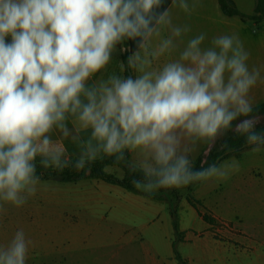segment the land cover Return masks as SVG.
Listing matches in <instances>:
<instances>
[{
	"label": "clouds",
	"instance_id": "clouds-1",
	"mask_svg": "<svg viewBox=\"0 0 264 264\" xmlns=\"http://www.w3.org/2000/svg\"><path fill=\"white\" fill-rule=\"evenodd\" d=\"M163 3L0 0V202L20 207L35 195L37 157L46 169L83 170L102 154L122 160L125 150L139 152L134 166L143 180L135 186L151 193L227 179L234 161L194 171L190 156L201 143L210 150L229 129L260 150L264 133L255 130L259 121L250 115L249 93L264 81V66L249 68L250 53L235 33L213 37L206 48V34L200 33L178 58L154 66L191 31L187 23L174 24ZM200 4L172 0L189 16ZM126 39L136 43L127 67L139 75L112 74L89 86ZM54 131L61 139L52 138ZM68 138L80 148L74 163L62 143ZM30 244L17 230L0 245V264H26Z\"/></svg>",
	"mask_w": 264,
	"mask_h": 264
},
{
	"label": "crops",
	"instance_id": "crops-1",
	"mask_svg": "<svg viewBox=\"0 0 264 264\" xmlns=\"http://www.w3.org/2000/svg\"><path fill=\"white\" fill-rule=\"evenodd\" d=\"M233 1L240 11L247 14L254 13V0ZM164 8L171 10L174 24L187 23L191 26V31L182 37V43L178 41L179 47L176 52L162 56L154 66L160 67L169 60L178 58L179 52L186 46L188 40L200 33L206 34L202 44L205 48L211 46L213 37L238 34L245 49L250 53L247 61L249 68L264 66V25L262 23L223 14L218 0H201L200 6L190 16L178 7H173L172 0H167ZM162 35L166 37L167 30H164ZM6 40L10 41L11 37H6ZM124 41L117 45L108 66L88 81L89 86L106 80L112 74L122 78L127 77L123 61L125 52H121L120 49H129L130 55L136 50V43L126 39L125 45ZM131 72L134 78L139 75L133 70ZM261 75L264 76V71ZM249 95L253 106L263 101L264 81L258 82ZM68 127L73 130V133L75 132L71 119ZM90 132V129L82 131L81 138L87 139ZM52 138L61 139L59 131H54ZM62 143L67 150L68 158L79 157L80 148L72 142L71 138L63 139ZM127 151L130 154L128 165L134 167L141 154ZM37 159L40 160V157ZM80 172L82 177L76 182L61 181L58 177L40 179L35 195L29 197L20 207L0 202L2 205L0 207V245H6L14 233L22 229L26 239L31 241L26 264H178L172 246L171 217L168 207L164 206L165 200L162 204L160 199L146 198L143 195L144 197L140 196L139 200L132 204L133 208L118 202L110 208L104 207L102 203L105 201L102 200L103 202H96L98 209H109L108 213H113L112 217L102 214L101 211L92 219L86 218L84 213L78 214L77 217L75 215V208H77L75 185L81 183L79 185L86 186L84 180H90V177L92 180L96 179L87 167ZM66 191H71V194L61 196V192L65 194ZM231 202L230 200L228 204L225 203L226 208L232 205ZM204 204L202 207L210 210L213 215L230 220L226 212L224 213V209H219L217 211L219 213L215 214L211 204L206 202ZM79 205L84 209L87 202H79ZM262 205L264 207V202ZM178 206V214L181 216L179 229L184 232L183 239L178 243V249L187 264H226L233 257L232 251L236 253L235 261H238V264H264V220L257 219L255 232L245 229V224L241 221L237 226L233 223L232 229H219L213 224L219 217L210 223L189 204V217L194 219L196 215L200 223L195 219L194 226H187L182 221L183 214H187L186 211L182 213V210L186 207L181 200ZM118 210H132L136 216H143V211L151 212L153 215L147 216L138 226L127 227L121 224L116 214ZM238 229L239 232H237ZM182 246L186 248L185 251L181 250ZM239 254L246 259L243 260ZM30 259L34 261L30 262Z\"/></svg>",
	"mask_w": 264,
	"mask_h": 264
},
{
	"label": "rangeland",
	"instance_id": "rangeland-1",
	"mask_svg": "<svg viewBox=\"0 0 264 264\" xmlns=\"http://www.w3.org/2000/svg\"><path fill=\"white\" fill-rule=\"evenodd\" d=\"M256 118L259 121L258 123H262L264 120L263 115L256 116ZM208 150L207 144H200L197 152L192 154L190 158L193 161L201 152L206 154ZM233 161L235 162V166L230 170L229 177L225 180L212 179L207 182H198L193 186H191V183L187 186L166 188L168 195L174 199V201V193L172 192L175 191L179 193V195L181 194L182 197H180L179 201L181 200L186 207V209L182 210V213H185V211L187 212V214H183L182 217V221H184L185 225L194 226L195 219L199 222V218L196 215L194 219L190 218L188 215L190 208L188 207L189 204L187 205L189 202L186 201L187 199L185 196L188 192H190L194 197H197L201 203L199 207L201 212L209 214L213 218L210 223H213L215 218L219 217L213 223L216 227L218 226L217 228L232 229L231 227H234L233 223L237 226L239 221H241L245 224V229L249 232H255L257 219L259 218L260 220H264V207L262 205V202H264V146L260 147L259 151H253L251 148L243 151L239 157H228L227 159L219 162L218 166L222 163H232ZM125 167L130 166L123 163L118 166H107L105 169L106 171L121 177L124 174ZM258 172H260V174H258ZM94 177L96 178L95 180H92V177L89 178L90 180H84V184L86 186L79 185L81 183H77L75 185V198L77 201L75 215L77 217L78 214L84 213L86 214V218L92 219L97 215L96 213H99L100 211L102 214L105 213L106 216L112 217L113 213H108L109 209H98L99 206L96 202L104 200L107 202H104L107 205L102 203V206L108 208L117 202L125 203L133 208L134 205L132 204L138 201L140 196H143V194L139 192L137 193V191L125 189L115 184L110 185L101 181V179L97 176L94 175ZM188 186H191L189 190L187 188ZM69 194H71V191H66L65 194L61 192V196H67ZM147 197L148 196H146V198ZM168 200L169 197L165 200V207H168ZM230 200L232 201V205H230L229 208H226L225 203L228 204V201ZM83 201L87 202L88 205H85L86 208L84 209L79 205V202ZM163 201L164 200H161L160 202L163 204ZM205 202L212 205L213 209H215V214L219 213L217 212L219 209H224V213L226 212L230 220L220 217L219 215L215 216L210 210H205L202 207ZM177 207L179 206L177 205ZM116 214L121 224H125L127 227L138 226L145 221L147 216L151 217L153 215L151 212L146 213L143 211V216H136L132 210H118L116 211ZM180 217L181 216L178 214V220H180ZM233 231L235 232V229H233ZM237 232H239V229ZM182 249H184V251L186 250L183 246L181 247V250ZM231 254L233 257L229 260V262H226V264H238L239 262L235 261V258L237 257L235 256V251H232ZM239 256H241V254H239ZM241 258L243 260L246 259L244 256H241ZM29 261L32 262L34 259H30ZM249 262L251 261L249 260Z\"/></svg>",
	"mask_w": 264,
	"mask_h": 264
},
{
	"label": "trees",
	"instance_id": "trees-1",
	"mask_svg": "<svg viewBox=\"0 0 264 264\" xmlns=\"http://www.w3.org/2000/svg\"><path fill=\"white\" fill-rule=\"evenodd\" d=\"M255 7L253 14H247L240 11L235 2L233 0H218L219 6L223 14L227 16H238L242 20H253L256 23H262L264 25V0H254ZM167 0H164L163 6L166 5ZM162 6V9H163ZM161 9V10H162ZM125 45L127 44L126 40L124 41ZM128 52L123 54V61L125 64V75H128V71L131 70L127 67V56ZM251 116H264V100L260 103L253 106V111L250 113ZM246 117H240V119H245ZM237 121L233 122V127ZM255 130L259 133H264V120L262 123H258L256 125ZM264 145H261L262 147ZM253 145H249L246 142V136L233 132L231 129L227 130L222 136H220L215 145L208 150V152L200 153L193 161L192 166L194 171H198L204 168L209 167L210 165L216 164L218 165L224 159L228 157L234 156L239 157L243 151L247 149L253 148ZM129 152L125 150L124 159L117 160L115 156H106L103 155L102 158H98L95 162L86 166L89 168L95 176H97L102 181L107 183L119 185L125 189L137 191L145 196H148L153 199L160 200H168V210L171 217L172 227H173V251L176 257L178 264H187L185 258L180 254L178 249V243L183 239V231L179 229V220H178V201L180 199L181 194L173 191L174 193L172 199L168 193L166 188H159L154 192L148 193L138 189L135 186V181L143 180V173L138 167H125L123 176H116L108 171H106L107 166H118L123 163L128 165ZM77 160V157L72 158L71 161L74 163ZM36 173L40 177V179H48L51 177H58L61 181H71L76 182L81 179V170H76L74 167L69 166L64 168L63 170H56L53 168H44L40 164V160L36 159ZM198 182L192 183L191 186L195 185ZM191 186H188V190ZM186 199L191 204V206L195 207L202 217L212 222L213 218L206 213H202L200 210L201 203L199 200L194 197L190 192L186 194Z\"/></svg>",
	"mask_w": 264,
	"mask_h": 264
},
{
	"label": "water",
	"instance_id": "water-1",
	"mask_svg": "<svg viewBox=\"0 0 264 264\" xmlns=\"http://www.w3.org/2000/svg\"><path fill=\"white\" fill-rule=\"evenodd\" d=\"M130 75L133 76L131 70L128 71L127 77L130 76ZM133 78H134V76H133Z\"/></svg>",
	"mask_w": 264,
	"mask_h": 264
}]
</instances>
